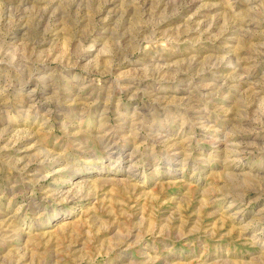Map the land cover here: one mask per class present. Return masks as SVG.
<instances>
[{"label":"rangeland","instance_id":"1","mask_svg":"<svg viewBox=\"0 0 264 264\" xmlns=\"http://www.w3.org/2000/svg\"><path fill=\"white\" fill-rule=\"evenodd\" d=\"M0 264H264V0H0Z\"/></svg>","mask_w":264,"mask_h":264}]
</instances>
